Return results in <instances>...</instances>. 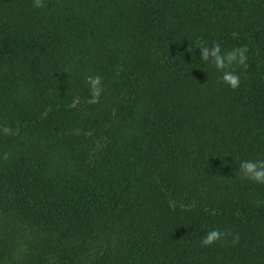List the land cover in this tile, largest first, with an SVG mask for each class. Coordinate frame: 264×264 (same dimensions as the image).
<instances>
[{"label": "trees", "instance_id": "1", "mask_svg": "<svg viewBox=\"0 0 264 264\" xmlns=\"http://www.w3.org/2000/svg\"><path fill=\"white\" fill-rule=\"evenodd\" d=\"M33 2L0 0V264H264L239 171L264 159V0ZM200 40L248 48L239 88Z\"/></svg>", "mask_w": 264, "mask_h": 264}, {"label": "clouds", "instance_id": "2", "mask_svg": "<svg viewBox=\"0 0 264 264\" xmlns=\"http://www.w3.org/2000/svg\"><path fill=\"white\" fill-rule=\"evenodd\" d=\"M44 6L42 0H34L33 2L34 8H43ZM198 49L200 51L199 59L202 62L211 64L221 73L220 81L222 83L233 90L239 88L241 83L240 75L237 74L234 66L247 68L248 48L246 46L224 51L218 42L210 45L207 41L200 40ZM85 83L88 85L90 92V99L87 103L98 104L104 91L102 77L99 75H89L85 78ZM7 158L8 155L6 153L4 159L7 160ZM239 171L241 179L257 184H264V159L242 161L239 166ZM229 237H231V243L233 245L239 242L238 234L234 235L228 230L213 229L204 235L200 240V244L203 247H210L220 241L228 242Z\"/></svg>", "mask_w": 264, "mask_h": 264}]
</instances>
